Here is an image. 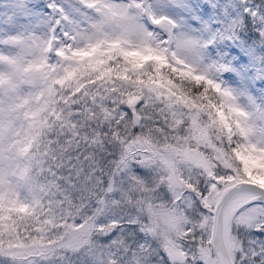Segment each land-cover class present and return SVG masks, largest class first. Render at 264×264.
<instances>
[{
	"label": "snow or ice",
	"instance_id": "1",
	"mask_svg": "<svg viewBox=\"0 0 264 264\" xmlns=\"http://www.w3.org/2000/svg\"><path fill=\"white\" fill-rule=\"evenodd\" d=\"M0 5V264H264V0Z\"/></svg>",
	"mask_w": 264,
	"mask_h": 264
},
{
	"label": "rangeland",
	"instance_id": "2",
	"mask_svg": "<svg viewBox=\"0 0 264 264\" xmlns=\"http://www.w3.org/2000/svg\"><path fill=\"white\" fill-rule=\"evenodd\" d=\"M0 6H2V5H0Z\"/></svg>",
	"mask_w": 264,
	"mask_h": 264
}]
</instances>
